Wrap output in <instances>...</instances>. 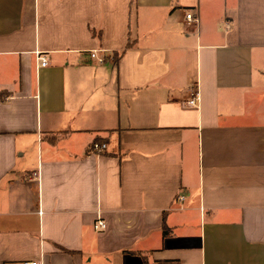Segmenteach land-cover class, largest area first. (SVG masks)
<instances>
[{"label": "crops", "instance_id": "obj_1", "mask_svg": "<svg viewBox=\"0 0 264 264\" xmlns=\"http://www.w3.org/2000/svg\"><path fill=\"white\" fill-rule=\"evenodd\" d=\"M25 260L264 264V0H0V264Z\"/></svg>", "mask_w": 264, "mask_h": 264}, {"label": "built area", "instance_id": "obj_2", "mask_svg": "<svg viewBox=\"0 0 264 264\" xmlns=\"http://www.w3.org/2000/svg\"><path fill=\"white\" fill-rule=\"evenodd\" d=\"M186 20L189 24H198L199 23V17L194 11V9H189L186 12ZM37 61L39 66H47L49 63V60L47 56L44 53L37 52ZM91 57L98 58L100 62H104L105 58L98 55V50L91 51ZM199 92H193L191 98L188 100V104L191 106H197L199 104ZM107 144L106 143H95L94 149L97 152H102L106 149ZM184 196H179V199H183ZM94 227L96 229H104L107 227V223L103 219H98L94 223ZM22 264H40L38 260H25L22 262Z\"/></svg>", "mask_w": 264, "mask_h": 264}]
</instances>
